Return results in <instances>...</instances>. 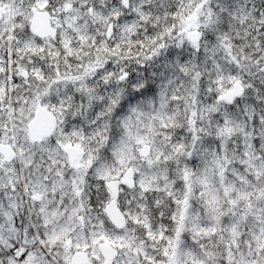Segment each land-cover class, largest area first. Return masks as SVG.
I'll return each instance as SVG.
<instances>
[{
	"label": "snow or ice",
	"instance_id": "obj_1",
	"mask_svg": "<svg viewBox=\"0 0 264 264\" xmlns=\"http://www.w3.org/2000/svg\"><path fill=\"white\" fill-rule=\"evenodd\" d=\"M0 264H264V0H0Z\"/></svg>",
	"mask_w": 264,
	"mask_h": 264
}]
</instances>
